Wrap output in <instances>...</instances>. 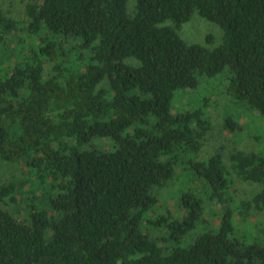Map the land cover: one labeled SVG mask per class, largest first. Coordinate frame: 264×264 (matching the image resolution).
<instances>
[{"label": "trees", "instance_id": "16d2710c", "mask_svg": "<svg viewBox=\"0 0 264 264\" xmlns=\"http://www.w3.org/2000/svg\"><path fill=\"white\" fill-rule=\"evenodd\" d=\"M128 2L33 0L22 20L0 7V57L12 62L0 75V160L36 169L40 187L53 177L57 190L49 211L26 213L29 185L0 180V264H264L263 244L232 237L235 219L264 211V154H231L234 175L260 186L239 199L222 155L199 157L210 118L171 110L177 91L229 67V98L264 117V0H136L132 16ZM195 13L223 30L219 47L181 38ZM71 44L87 52L86 64L72 59ZM225 126L238 124L227 117ZM96 137L114 149L86 148ZM187 155L221 220L188 248L165 252L141 224ZM181 207L171 224L177 239L207 204L186 192Z\"/></svg>", "mask_w": 264, "mask_h": 264}, {"label": "rangeland", "instance_id": "374dc122", "mask_svg": "<svg viewBox=\"0 0 264 264\" xmlns=\"http://www.w3.org/2000/svg\"><path fill=\"white\" fill-rule=\"evenodd\" d=\"M33 0H0V7L3 12L11 18L22 20L25 14L27 3ZM136 9V0H129L128 13L133 15ZM172 25L167 22L166 25ZM181 38L188 44H201L210 49L219 47L223 42V30L219 25L213 23L195 13L190 21L185 23L178 31ZM211 38V42L208 41ZM72 46V59L76 62L86 64L88 55L81 48ZM79 57H81L80 60ZM12 65L11 60L6 57H0V75ZM52 73L50 63L45 65V75ZM232 71L229 67L219 73L214 78H200L195 88L179 90L175 93L171 110L174 114H184L195 111H202L205 116L210 118L212 128L207 135V139L202 147L199 157L208 159L215 154H221L223 162L230 172L233 180L232 191L234 196L239 199H251L259 190L260 186L253 182H244L238 179L232 172L231 154L235 150L256 151L264 154V117L256 110L247 106L245 102L232 100L227 95V86ZM101 88H108V81H104ZM133 93L137 94L136 91ZM232 118L237 124V131L231 132L225 126V119ZM95 147L103 150H113V141L108 138H93L86 148ZM197 161L194 156H184L176 168V174L168 187L156 195L159 198V204L154 210L147 213L145 220L141 224V230L157 246L170 252L174 248H188L192 245L194 239L207 232H213L218 227L221 220V211L219 207L210 202V190L200 181L196 173L190 168L189 161ZM36 169L25 167L21 164H10L0 160V180L2 182H13L24 185L28 188V198L23 203V211L31 212V208H44L50 210L48 199L54 197L57 190L53 188L56 181L53 177L46 179L41 187L38 185ZM191 192L198 195L206 201L207 207L203 217L200 219L195 229L183 235L180 239L175 236V230L172 227V221L183 216L181 207V197L184 193ZM30 195V196H29ZM20 198V196H18ZM11 212L17 211L18 217L25 214L19 207L10 204L8 207ZM252 220L239 222L234 220L233 238L243 241L247 244L260 243L264 245V211H252ZM167 218V223L159 225V218Z\"/></svg>", "mask_w": 264, "mask_h": 264}]
</instances>
